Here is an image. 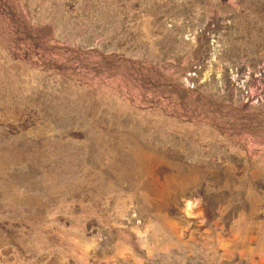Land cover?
Returning <instances> with one entry per match:
<instances>
[{"label":"rangeland","instance_id":"374dc122","mask_svg":"<svg viewBox=\"0 0 264 264\" xmlns=\"http://www.w3.org/2000/svg\"><path fill=\"white\" fill-rule=\"evenodd\" d=\"M0 264H264V0H0Z\"/></svg>","mask_w":264,"mask_h":264}]
</instances>
